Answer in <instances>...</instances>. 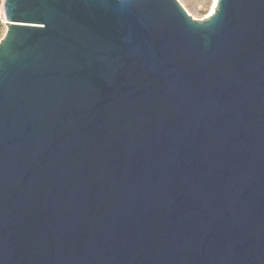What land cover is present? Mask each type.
<instances>
[{
  "label": "water",
  "instance_id": "1",
  "mask_svg": "<svg viewBox=\"0 0 264 264\" xmlns=\"http://www.w3.org/2000/svg\"><path fill=\"white\" fill-rule=\"evenodd\" d=\"M0 264H264V0H4Z\"/></svg>",
  "mask_w": 264,
  "mask_h": 264
},
{
  "label": "rangeland",
  "instance_id": "2",
  "mask_svg": "<svg viewBox=\"0 0 264 264\" xmlns=\"http://www.w3.org/2000/svg\"><path fill=\"white\" fill-rule=\"evenodd\" d=\"M183 8L196 20H204L211 15L213 0H179ZM7 32L4 14V0H0V41Z\"/></svg>",
  "mask_w": 264,
  "mask_h": 264
},
{
  "label": "bare ground",
  "instance_id": "3",
  "mask_svg": "<svg viewBox=\"0 0 264 264\" xmlns=\"http://www.w3.org/2000/svg\"><path fill=\"white\" fill-rule=\"evenodd\" d=\"M217 4H218V0H213V7H212V12H211V14H213L214 13V11H215V9H216V7H217Z\"/></svg>",
  "mask_w": 264,
  "mask_h": 264
}]
</instances>
